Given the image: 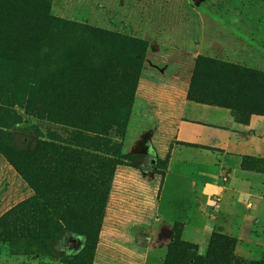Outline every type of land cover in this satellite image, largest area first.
I'll return each instance as SVG.
<instances>
[{"label": "rangeland", "instance_id": "rangeland-1", "mask_svg": "<svg viewBox=\"0 0 264 264\" xmlns=\"http://www.w3.org/2000/svg\"><path fill=\"white\" fill-rule=\"evenodd\" d=\"M10 1L0 0V6H7ZM16 1L28 10L40 2L48 15L106 32L102 35L110 42L108 48L113 45V51L120 55L109 65L111 74L123 73V69L133 66L129 63L132 59L127 55V48L137 49L142 60L136 58L133 62L139 78L132 100L118 98L109 105L101 103L102 106L94 107L97 109L92 119L94 124L85 129L59 120L65 119L59 111L51 114L49 108L57 105L48 100H37L29 109L26 103L18 105L14 101L3 105L19 117L8 116L1 122L6 127L0 126V134L11 144L8 149H25L29 139L32 140L31 148L20 154L21 171L29 181H36V170L31 165L38 164L37 161L41 160L42 168H57L60 164L59 156L49 147L39 146L29 152L36 146L35 140L70 148L60 152L64 159L70 154L78 161L72 166L76 180L82 177L94 184L103 159L113 165L114 171L104 188L97 239L87 243L82 233L84 223L69 222L64 214L76 211L82 215L83 211L72 199L68 201L72 208L67 211L56 202L50 205L53 191L47 185L42 190L47 204L30 203L11 215L10 211L33 197L35 191L0 151V222L3 221L0 223V264H163L170 255L169 245L175 241V230L176 233L180 230L183 241L197 245L189 252L201 256L207 254L214 233L237 242L235 234L209 227L212 224L205 212L210 206L200 199L199 180L178 189L175 178L166 179L170 148L165 147L173 135L170 117L185 99L228 110L237 120L246 117L234 108L197 102L187 94L191 90L195 97L196 89L213 88L216 83L225 88L234 78L232 72L214 74L199 57L264 73V0ZM115 35L130 40H111ZM243 79L238 80L242 83ZM246 89L237 100L247 105L261 104L264 90ZM34 108L37 115L33 113ZM96 140L105 145L95 144ZM14 157L17 158L15 153ZM230 159V165L242 176L251 178L252 187L264 195V158L254 157V160L243 155ZM191 165L187 168L194 173L195 167ZM217 197H214V206L219 202ZM88 202L80 201L85 205ZM90 210L86 206L84 215L90 214ZM236 213L241 214V209ZM168 222L173 224L171 232L166 228ZM263 235L262 231L256 233L258 240ZM222 244L217 241L215 246ZM235 246L233 253L237 255ZM241 246L256 261L264 256L257 243L243 242ZM223 247L230 249L229 244ZM218 250L216 247L215 251Z\"/></svg>", "mask_w": 264, "mask_h": 264}, {"label": "trees", "instance_id": "trees-1", "mask_svg": "<svg viewBox=\"0 0 264 264\" xmlns=\"http://www.w3.org/2000/svg\"><path fill=\"white\" fill-rule=\"evenodd\" d=\"M10 2L11 4L7 6H0V103L2 104L0 105V126L6 127L1 122L8 116L19 118L16 112L3 106L12 101L18 105L26 103L29 109L31 103L37 100H48L51 104L57 105V107L49 108L51 114L59 111L65 118H59V120L79 125L85 129L94 124L95 120L92 121V119L96 115L94 114L97 111L96 106L101 103L109 105L118 98L132 100L139 78V71L133 62L136 58L138 61L142 60V55L137 49L127 48V55L132 59L129 63L133 64L131 66L133 70L131 68L123 69L125 70L123 73L111 74L109 65L120 55L113 51V45L108 48L107 45L110 42L103 37L106 32L48 15L44 11V7L39 5L40 2L35 4L36 7L32 10L26 9L16 0ZM115 37L111 40L117 39L124 42L130 40L121 35H115ZM132 41L135 42V40ZM142 49L144 50V48ZM199 59L207 67L209 65L210 71L214 74L232 72L234 78L226 84L225 88L221 83H216L213 88L208 89L199 87L196 89L195 97L191 95L192 91L190 90L187 94L189 99L234 108L245 114L244 119L239 118V121L242 122L252 114L264 115V99L261 104L247 105L236 98L242 91L246 92V88L260 87L264 90V73L232 63L212 61L203 57H199ZM243 77L244 83H240L238 79ZM109 82H113L114 85H109ZM193 85L192 81V89ZM62 104H64V108L61 107ZM36 112V108H34L33 113L36 114ZM3 138L0 134V151L14 168L22 175L25 174L21 171L23 170L21 167L23 158L20 154L33 144L32 140L29 139L26 143L27 148L19 149V151H13L11 148L10 151L8 148L11 144ZM93 142L105 145V143L100 144L99 140ZM35 144V148L29 152L39 146L43 149L49 147L59 156V167L42 168L41 160L37 161L38 164L31 165V168L36 170L34 173L37 176L36 181H29L26 178L27 175L23 176L30 182L35 194L12 209L11 215L27 204L36 206L41 203L47 204L45 194L42 193L47 185L50 187L49 191H53V200H50V205L56 202L59 206L64 205V209L67 211L68 208H72V203L70 206L68 203L72 199L73 204L83 211L82 215H77L76 211L71 215L66 212L64 214L66 218L68 216L69 222L84 223L82 233L86 236L87 243L94 242L97 239L96 232L103 215L104 188L112 179L113 165L110 166L107 164L108 160L103 159L104 161H101L99 165V174L93 180L94 184H89L82 177L77 180L74 177L72 166L78 164V161L70 157V154L67 159L61 157V150L69 151L70 148L59 146L53 142L37 140H35ZM14 153L17 158L14 157ZM246 158L254 159L251 156H246ZM84 199L89 201L87 205L80 203ZM86 206L91 207V213L85 216ZM178 231L176 233L175 230V241L169 245L170 255L164 259L163 264H264V257L256 261L255 259L247 260L234 254V245H236L234 239L217 233L212 235L210 248L206 255L190 253L189 250H195L197 245L183 241L180 238V230ZM14 236H17V233ZM217 241L229 244L230 249L226 250L223 244L215 246ZM216 247H218V251H215Z\"/></svg>", "mask_w": 264, "mask_h": 264}, {"label": "crops", "instance_id": "crops-1", "mask_svg": "<svg viewBox=\"0 0 264 264\" xmlns=\"http://www.w3.org/2000/svg\"><path fill=\"white\" fill-rule=\"evenodd\" d=\"M172 114L173 135L165 147L171 149H168L166 179L175 178L178 189L199 180L200 199L210 206L205 212L212 224L209 227L235 234V252L242 258L255 259L249 250L242 248L243 242L257 243L264 254V235L262 240L256 236L257 232L264 233V195L252 187L251 178L242 176L229 163L236 156L264 158V115L252 114L242 122L228 110L186 99ZM189 164L195 167L194 173L188 170ZM215 196L219 200L216 206ZM238 208L241 214L236 213ZM166 228L173 231L172 222Z\"/></svg>", "mask_w": 264, "mask_h": 264}]
</instances>
